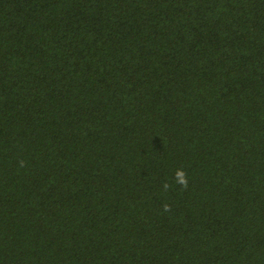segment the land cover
Here are the masks:
<instances>
[{"label": "trees", "instance_id": "1", "mask_svg": "<svg viewBox=\"0 0 264 264\" xmlns=\"http://www.w3.org/2000/svg\"><path fill=\"white\" fill-rule=\"evenodd\" d=\"M0 264H264V0H0Z\"/></svg>", "mask_w": 264, "mask_h": 264}]
</instances>
